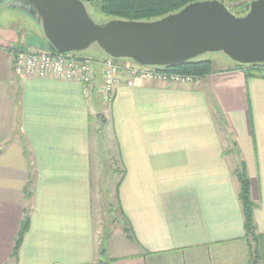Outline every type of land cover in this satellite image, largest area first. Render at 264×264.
<instances>
[{"label": "crops", "instance_id": "0c3cea01", "mask_svg": "<svg viewBox=\"0 0 264 264\" xmlns=\"http://www.w3.org/2000/svg\"><path fill=\"white\" fill-rule=\"evenodd\" d=\"M17 49L48 44L30 14L0 6V264L244 263L234 169L264 234V76L212 58L192 84L136 80L105 101L99 67L89 84L18 76ZM100 164L118 168V221L96 218Z\"/></svg>", "mask_w": 264, "mask_h": 264}, {"label": "water", "instance_id": "95a60500", "mask_svg": "<svg viewBox=\"0 0 264 264\" xmlns=\"http://www.w3.org/2000/svg\"><path fill=\"white\" fill-rule=\"evenodd\" d=\"M4 5L35 18L58 53L96 44L108 57L141 65L176 66L214 52L238 64L264 63V0H251L242 16L218 0H200L155 20L103 23L90 18L82 0H0Z\"/></svg>", "mask_w": 264, "mask_h": 264}, {"label": "trees", "instance_id": "16d2710c", "mask_svg": "<svg viewBox=\"0 0 264 264\" xmlns=\"http://www.w3.org/2000/svg\"><path fill=\"white\" fill-rule=\"evenodd\" d=\"M95 8L101 15L111 18L126 20H155L170 13L177 12L185 5L200 0H82ZM236 16L244 15L249 9L251 0H218ZM48 51L55 52V49L47 42ZM76 54L77 52H71ZM107 55L97 54L94 59H103ZM234 63V62H233ZM238 67L245 69L248 76H264V63L261 64H238ZM166 71L193 75L197 78L208 75L212 72V62L210 59L199 56L195 59L184 62L180 65L165 67ZM239 189L238 199L240 201L242 215L244 219V238L248 241L252 264L256 263L259 257L260 248L264 246V234L257 233L254 224L255 203L251 198L250 179L248 177L244 162H240L234 169ZM30 191L26 189L27 198ZM29 227V214L25 210V215L20 224V228L14 241L13 256L16 257L23 236ZM104 252V250H102ZM101 263V262H100Z\"/></svg>", "mask_w": 264, "mask_h": 264}, {"label": "built area", "instance_id": "2783aa9c", "mask_svg": "<svg viewBox=\"0 0 264 264\" xmlns=\"http://www.w3.org/2000/svg\"><path fill=\"white\" fill-rule=\"evenodd\" d=\"M101 69V95L105 101L121 83L132 86L136 80H156L173 84H192L197 77L169 72L165 67L141 65L129 59L105 57L94 59L80 53H58L48 50L17 49L12 69L18 76L52 77L89 84L94 80L96 68Z\"/></svg>", "mask_w": 264, "mask_h": 264}, {"label": "rangeland", "instance_id": "374dc122", "mask_svg": "<svg viewBox=\"0 0 264 264\" xmlns=\"http://www.w3.org/2000/svg\"><path fill=\"white\" fill-rule=\"evenodd\" d=\"M88 2V1H87ZM87 2L83 1L87 12L90 16V18L95 23H103L107 20H109V17L101 15L95 8L90 6ZM80 54L87 55L90 57L96 56L97 54L105 55V53L96 45L92 44L88 49L85 51L79 52ZM203 58L212 59V58H218L219 60H222L224 62L232 63L226 55H224L221 52H214V53H205L202 55ZM123 58H120L119 60H122ZM108 134V129H104L103 132L99 135L100 139H104L106 142ZM106 145V148H108V143L104 144ZM99 158H105L109 156V158L112 156L109 155L106 151L102 153V151L98 154ZM117 166L115 167H107V165H99L97 168H95V174L93 176V195H94V207L96 208V218H100V210H104L106 208V214L103 217L106 216L107 219H113L116 218L117 221L119 213H118V201H117V193H116V186L118 181V172H117ZM95 180V181H94ZM100 181V182H99ZM110 209V210H109ZM247 245L248 241L246 240ZM264 244V243H263ZM243 264H252V259L250 256V250L248 245V254L245 256V260ZM255 264H264V246L260 248L259 257L256 260Z\"/></svg>", "mask_w": 264, "mask_h": 264}]
</instances>
